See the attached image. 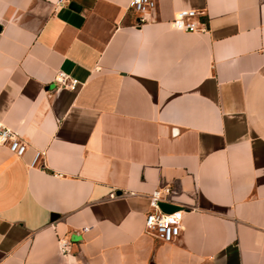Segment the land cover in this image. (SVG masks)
I'll list each match as a JSON object with an SVG mask.
<instances>
[{
  "label": "crops",
  "instance_id": "1",
  "mask_svg": "<svg viewBox=\"0 0 264 264\" xmlns=\"http://www.w3.org/2000/svg\"><path fill=\"white\" fill-rule=\"evenodd\" d=\"M156 1L0 0V122L28 144L0 146V264H264V0ZM165 185L171 242L145 229Z\"/></svg>",
  "mask_w": 264,
  "mask_h": 264
},
{
  "label": "built area",
  "instance_id": "2",
  "mask_svg": "<svg viewBox=\"0 0 264 264\" xmlns=\"http://www.w3.org/2000/svg\"><path fill=\"white\" fill-rule=\"evenodd\" d=\"M64 0H60V3ZM156 0H131L130 7L138 12H148L155 9ZM201 12L195 10H181L173 18V25L177 29L189 30L195 32H206L208 24L206 21H196L193 18L200 15ZM60 86L73 88L77 85V80L71 78L68 74L60 71L56 77ZM0 146H6L11 151L22 157L28 149L27 142L18 132L0 122ZM42 157L41 152H36L31 165L35 166ZM174 189L165 185L155 189L150 194V210L146 215L145 229L147 233L155 235L164 242L174 241L180 236L183 228L184 208L168 213L160 207V202H172L168 197L173 195ZM71 242L65 237L58 240L60 253L64 256L70 253Z\"/></svg>",
  "mask_w": 264,
  "mask_h": 264
},
{
  "label": "water",
  "instance_id": "3",
  "mask_svg": "<svg viewBox=\"0 0 264 264\" xmlns=\"http://www.w3.org/2000/svg\"><path fill=\"white\" fill-rule=\"evenodd\" d=\"M71 6L74 8V9H77L79 10L80 9V6H78L76 3H72ZM160 207L163 209V211L165 212H168V213H171V212H174L176 210H180V209H183L182 206L178 205V204H175V203H171V202H160Z\"/></svg>",
  "mask_w": 264,
  "mask_h": 264
}]
</instances>
